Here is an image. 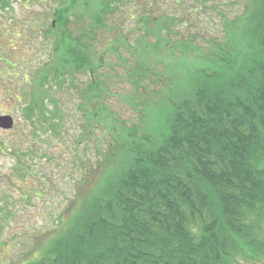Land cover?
Returning <instances> with one entry per match:
<instances>
[{"label":"trees","instance_id":"16d2710c","mask_svg":"<svg viewBox=\"0 0 264 264\" xmlns=\"http://www.w3.org/2000/svg\"><path fill=\"white\" fill-rule=\"evenodd\" d=\"M75 2L53 11L65 33L51 38V62L23 93L27 132L0 142L19 181L33 179L66 201L52 213L46 245L18 264H264V0L223 25L209 57L195 49L203 64L164 125L147 131L142 111L126 125L108 111L104 81L93 79L80 90L81 122L67 144L62 90L74 88L75 74L92 73L96 32L123 0H97L88 27ZM150 21L146 36L170 42L166 20ZM170 43L191 52L184 41Z\"/></svg>","mask_w":264,"mask_h":264},{"label":"rangeland","instance_id":"374dc122","mask_svg":"<svg viewBox=\"0 0 264 264\" xmlns=\"http://www.w3.org/2000/svg\"><path fill=\"white\" fill-rule=\"evenodd\" d=\"M75 1L72 10L81 14L83 25L88 27L87 13L97 0H87L90 5L86 6L85 0ZM250 1L123 0L106 15L104 27L96 32L97 41L92 44L95 54L91 60L92 73L85 70L75 74L72 76L74 88L69 86L62 90L70 116L66 143L74 139L81 122V113L77 111L80 90L93 79L104 81L107 109L126 125L136 124L143 112L147 117L144 126L147 131L164 125L172 102L191 90L203 64L195 49H202V54L209 57L207 49L215 39L221 40L223 25L244 15ZM70 2L72 0H0V60L3 62H0V116L9 115L14 122L10 130L0 129V142L10 144L19 138L21 131L27 132L24 113H21L26 107L23 93L33 91L35 74L51 62L54 45L51 38L65 33L53 11L59 9L60 3ZM147 19L153 20L149 28L154 26V21L166 20L173 32L163 35H167L170 42L184 41L192 47L190 54L185 56L180 48L164 40L162 45L156 46V38L145 34ZM69 23L80 26L79 21ZM142 62L151 69L148 74H143ZM98 65L101 67L96 68ZM140 74L147 78L145 76L140 85L135 86L132 79ZM166 94L171 96L170 100L164 99ZM16 96L22 98L21 103L13 100ZM145 97L150 100L146 99L141 107L140 102L145 101ZM61 147L63 150V143ZM14 165L9 150L0 147V264H18L24 258L35 257L47 243L45 231L55 224L52 213L66 205L63 197L48 190L44 192L40 182L19 181L12 174ZM64 191L70 195L66 187Z\"/></svg>","mask_w":264,"mask_h":264},{"label":"water","instance_id":"95a60500","mask_svg":"<svg viewBox=\"0 0 264 264\" xmlns=\"http://www.w3.org/2000/svg\"><path fill=\"white\" fill-rule=\"evenodd\" d=\"M13 119L9 115L0 116V129L10 130L13 127Z\"/></svg>","mask_w":264,"mask_h":264}]
</instances>
